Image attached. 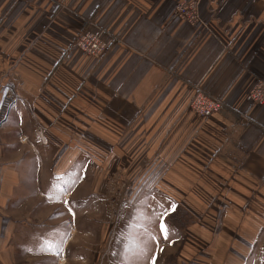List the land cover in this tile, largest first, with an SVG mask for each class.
<instances>
[{"label": "crops", "instance_id": "1", "mask_svg": "<svg viewBox=\"0 0 264 264\" xmlns=\"http://www.w3.org/2000/svg\"><path fill=\"white\" fill-rule=\"evenodd\" d=\"M80 31L102 32L103 58L75 49ZM261 81L264 0H0V101L6 86L16 97L0 127V264L58 262L18 251L26 223L57 211L61 181L82 196V264H105L119 167L141 179L131 205L163 201L156 262L183 245L187 264H264V104L246 99ZM195 86L223 99L219 113L190 109ZM177 209L184 230L169 222Z\"/></svg>", "mask_w": 264, "mask_h": 264}, {"label": "rangeland", "instance_id": "2", "mask_svg": "<svg viewBox=\"0 0 264 264\" xmlns=\"http://www.w3.org/2000/svg\"><path fill=\"white\" fill-rule=\"evenodd\" d=\"M196 11L198 18L195 21H198L199 13L197 8ZM90 33L91 32L80 31L74 38V47L77 51L84 53L87 56L101 59L104 57L109 45L105 53L100 55L89 52L87 47H82V40L86 34ZM100 34L102 36V32H100ZM194 89L201 90L199 86H195ZM221 100L223 101V99ZM191 101L189 107L195 112L194 110H196V107H192ZM197 115L199 118L205 120L213 117L215 114L208 118L201 117L199 114ZM20 140V142L31 145L26 138ZM139 166L141 165H138L137 167ZM149 166L150 165H146L145 168ZM119 168V207L116 208L114 205L110 206V208H112L105 212L102 217L105 222L103 224L102 237L104 241L103 245L105 247V264H116L117 261L118 264H160L159 259H157V262L155 261V256L161 249L164 250L165 243L169 241V237L167 236V239H165L164 235L160 232L163 211L161 208L163 201L157 197L150 196L149 198L142 195L137 202L131 205V202H134L136 195L134 196V199H132L133 196L126 195V192L128 191L127 187L131 186L133 183H135L134 185H137L139 182L141 183V179L128 181L126 179V174L122 173L121 167ZM139 168L141 171V167ZM69 182L71 181L60 182L59 189H57V196L53 199V201L57 202L59 206L56 212H53L54 210H52L48 213L51 214L53 212L49 219L41 223H26L25 228L22 229L21 237L23 239V244L20 245L22 251H18L19 253H35L43 258L48 255L52 257L53 263H55L56 259H59L56 264H82V254H84L85 246L82 247V213H86L82 211V196L81 198L75 199L72 191L73 186H69ZM74 182H76V180ZM122 191L125 194H121ZM65 192H70V195L64 196ZM85 198L88 200L89 197ZM124 201L125 204L121 206L120 204ZM172 213L173 215L169 217V222L179 230H184L192 223L191 217L188 213L179 209ZM15 237V235H12L11 237L12 252H15L18 248L17 241L15 242ZM115 248L117 252L115 251ZM182 248L183 245H181L176 252L167 253L166 251L162 259V264H187L186 260L191 261V250L181 254L183 251ZM126 250H131V259L126 256ZM112 254L117 255L113 257ZM179 256H182L183 259L179 260Z\"/></svg>", "mask_w": 264, "mask_h": 264}, {"label": "built area", "instance_id": "3", "mask_svg": "<svg viewBox=\"0 0 264 264\" xmlns=\"http://www.w3.org/2000/svg\"><path fill=\"white\" fill-rule=\"evenodd\" d=\"M178 14L187 22H194L197 18V11L194 4H183L178 10ZM82 47H87L89 52L100 55L105 53L108 44L102 40L101 34H86L82 40ZM247 101L254 106L264 104V81L256 83L247 93ZM16 102L15 95L11 92L9 86L4 88V94L0 101V127L6 122L10 110ZM192 107L201 117L208 118L218 113L223 107V101L217 97L210 96L200 89L194 91L191 101Z\"/></svg>", "mask_w": 264, "mask_h": 264}, {"label": "snow or ice", "instance_id": "4", "mask_svg": "<svg viewBox=\"0 0 264 264\" xmlns=\"http://www.w3.org/2000/svg\"><path fill=\"white\" fill-rule=\"evenodd\" d=\"M160 232L164 235L165 239H167L168 231H167L166 223L163 220H161L160 223Z\"/></svg>", "mask_w": 264, "mask_h": 264}, {"label": "trees", "instance_id": "5", "mask_svg": "<svg viewBox=\"0 0 264 264\" xmlns=\"http://www.w3.org/2000/svg\"><path fill=\"white\" fill-rule=\"evenodd\" d=\"M175 211V210H174ZM173 215V213L170 215V216H172Z\"/></svg>", "mask_w": 264, "mask_h": 264}]
</instances>
